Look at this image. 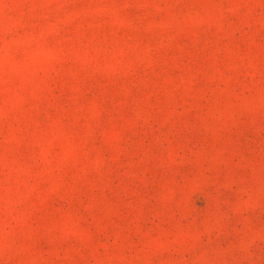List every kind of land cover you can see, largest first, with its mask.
<instances>
[{"label": "rangeland", "instance_id": "1", "mask_svg": "<svg viewBox=\"0 0 264 264\" xmlns=\"http://www.w3.org/2000/svg\"><path fill=\"white\" fill-rule=\"evenodd\" d=\"M0 264H264V0H0Z\"/></svg>", "mask_w": 264, "mask_h": 264}]
</instances>
